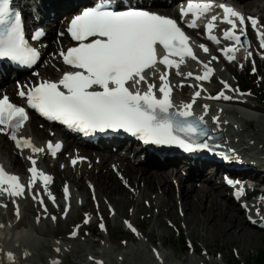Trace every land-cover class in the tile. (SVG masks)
I'll list each match as a JSON object with an SVG mask.
<instances>
[{
	"label": "snow or ice",
	"instance_id": "1",
	"mask_svg": "<svg viewBox=\"0 0 264 264\" xmlns=\"http://www.w3.org/2000/svg\"><path fill=\"white\" fill-rule=\"evenodd\" d=\"M213 7L212 3H192L189 0L186 7L180 10L181 21L191 14L193 19L185 27L195 29L197 21ZM219 8L223 11L221 22L230 26L229 30L223 32V40L234 45L220 50L229 62L234 61L237 48L247 46L245 42L249 25L257 31L259 46L264 49V32L257 28L259 23L257 18H245L240 12L223 3L219 4ZM217 20V16H212L211 22L205 26V32L209 41L220 44V39L212 34ZM65 34L76 42V46L68 47L66 51L61 48L59 52L51 55L53 58H62L63 64L74 71L64 72L58 81L44 80L33 86H20L18 96L26 101L27 108L35 110L49 121L58 122L84 135L123 131L146 145L174 146L188 154L199 151L214 153L223 147L222 144L210 143L213 139L212 133L221 125L218 116L212 117L211 123L216 129H208V121L205 119L209 111L208 105L202 106L203 115L195 117L200 124L205 125L202 129L196 123L189 122L190 118L194 117V101L179 106L173 102V88L169 83L171 70L175 69L176 75L184 77V73L179 69L186 58H189L201 66L202 74L194 75L188 72L185 78H193L197 82H210L215 72L211 66L212 62L219 60V57L213 55L208 62L201 61L190 45V37L175 19L140 7H125L122 3L113 5L112 0H100L94 6L85 8L75 15L66 31L58 32L57 35L62 37ZM43 36V30L38 29L33 32L30 40L32 43H38L42 41ZM199 48L203 53L210 54L209 48L205 45L200 44ZM40 57L39 48L31 46L29 39L25 37L21 14L13 9L11 0H0V61H7L18 67L32 68L39 62ZM158 65H162L165 71L161 72ZM157 72L159 86L150 82V77H154ZM220 83L224 91L208 98L232 101L235 97L228 95V92L243 95L226 81ZM142 85L146 86L143 92ZM191 86L199 87L200 90L194 95L195 98H200L202 87ZM173 109L175 111H170ZM28 119L29 115L24 106L13 104L7 95L0 98V134L7 135L22 158H26L30 163L27 170L30 174L27 187L20 182L17 175L8 174L0 166V196L11 201L15 215L19 218L17 198H25L31 193L33 201L42 207L44 218H48L43 195L34 189L42 186L43 192L48 195L54 206L59 205L49 191L53 177L37 167L36 156L46 151L55 157L62 150V143L48 142L45 149L35 146L28 138L18 136L19 130ZM197 137L202 138V141L197 140ZM25 151L30 152V155L24 157ZM229 151L235 154V150ZM80 159L72 158L71 166L75 167ZM238 183L234 182V186ZM63 194L66 217L71 199L69 186L63 188ZM243 195V190L238 188L235 194L238 202ZM241 206L248 213L253 211L247 203H242ZM0 207L6 208L7 204L0 203ZM109 211L110 214L114 213V209ZM255 211L258 215L259 207H256ZM40 218L38 214L37 223ZM51 219L55 222L57 217L52 216ZM249 220L256 222L252 215H249ZM89 222L86 215L84 223ZM126 224L130 231L138 233L131 222ZM100 227L106 230L103 223ZM78 232L79 229L76 228L70 233V238H76ZM189 247L191 249V244ZM55 251L59 253L62 250L57 247ZM0 255L11 256L12 259H6L7 262L17 264L14 254L0 252ZM53 264L60 262L53 261Z\"/></svg>",
	"mask_w": 264,
	"mask_h": 264
},
{
	"label": "bare ground",
	"instance_id": "2",
	"mask_svg": "<svg viewBox=\"0 0 264 264\" xmlns=\"http://www.w3.org/2000/svg\"><path fill=\"white\" fill-rule=\"evenodd\" d=\"M91 0H11V2L16 5H19L22 15L26 19V23L37 25L38 23L46 24L47 26L52 28L54 23H57V19L60 17H67L66 13H70L68 16L72 15L75 9H79L80 7H90V5H83L79 6L80 3L89 2ZM128 3L138 4L143 6L144 9L153 6V4L149 0H126ZM176 0H153V2L160 4L163 3L165 6L171 5ZM245 0H221V2H232L237 7L241 8L243 11L247 12L250 15H257V12L252 14L250 12V7L256 6L257 9L261 8V6L257 5L256 2L262 3V8L264 9V0H256L252 2V4H244ZM182 2V1H181ZM153 7L147 10H154V11H164L168 15L171 16L173 7L171 8H159L155 9ZM52 13V18H50V14ZM33 15L42 16L43 18L40 21H35ZM61 15H64L61 17ZM173 15L176 16L174 12ZM49 18V19H48ZM48 19V20H47ZM198 22V21H197ZM211 22V21H209ZM208 22V23H209ZM261 22V21H260ZM64 23V22H63ZM62 23V26L64 25ZM262 23V22H261ZM206 24H204L205 26ZM229 26V25H226ZM205 28V27H204ZM50 32V30H49ZM194 34V32H191ZM52 31L50 33V36ZM223 38V37H222ZM59 42L58 45H55L56 40ZM203 44L206 46L209 44V40H207V34L204 31L203 34ZM222 41H224L222 39ZM49 42V41H48ZM64 38L57 37L54 38L52 43H49L48 46L41 50V56L47 54L48 52H56L59 51L61 47L64 45ZM227 45V44H225ZM226 47V46H224ZM199 52H203L201 49ZM202 55V60L204 62H208L206 60L205 55ZM49 61L45 63L44 67H42L37 73L31 72L28 75V82L26 85L33 82L50 80V81H58L61 78V75L64 73L63 66L60 63L59 58H53L51 55L48 58ZM264 59V57H263ZM214 68V63L211 65ZM229 70V66L227 67ZM218 77L220 74L215 72ZM5 75L3 78H0V95L3 91L5 94H8L11 98L13 97L12 86L8 84L10 81V77L7 76L6 70L0 71V75ZM195 75V74H194ZM187 73H184V77L181 76L182 79H186ZM223 80L226 81L232 88H237L238 90L244 89L245 85L240 83L231 82L229 77L223 76ZM159 75L157 79L150 78V82H158ZM188 80H192L193 78H187ZM231 79V78H230ZM172 78H169V82H171ZM181 80V79H179ZM195 80V79H194ZM181 85V84H180ZM178 83L175 84L179 89L173 86V91H179L181 93H186L188 90V85H184L181 87ZM159 86V82L157 84ZM247 87V86H246ZM146 89V86L141 87V91ZM202 92L201 94H203ZM174 97V96H173ZM182 104V103H180ZM212 109L215 110V115H222L223 113H228L231 116H234L237 120L231 122V125L228 124L229 120L225 118H221L219 130L222 133V140L221 144H224L225 140L228 139L227 147L228 149L235 150V154L228 151L229 154L227 155L226 160L230 162L229 165L236 163L237 166L235 168V173L241 176H247L252 178H259L264 181V139L257 135L256 131L263 132V129L258 126L256 123L254 128L251 125H248L247 128L242 127L241 123L244 122L243 119L245 118H255L258 116L256 113V108L249 104V102L241 99L235 98L232 101H224L221 100L216 102L215 100L212 103ZM231 108L230 111H226L225 108ZM196 109H200V107H193ZM222 110V111H220ZM216 117V116H215ZM227 123L226 125H224ZM25 130L18 134L20 137L30 139L35 146L42 147L46 149L48 142H51L52 139L49 134H47L46 129L38 130L37 124L35 123V118L30 115L29 119L26 122ZM30 127L33 131L31 137L28 135L26 128ZM48 127L47 125L45 128ZM216 128V126H215ZM250 129L252 132L247 133V130ZM225 131V132H224ZM58 135H62V132L58 130ZM57 135V136H58ZM55 141V138H53ZM74 141L69 142L65 139L63 142V148L65 150L70 151L71 157L67 163L66 171L60 168H52L53 171V182L50 186H52L53 194L56 197H60L61 193L59 188L67 183V186L70 188V196L71 200L70 203H73V190H77L84 195H87V184L86 180L91 184L93 194L96 198V201L99 203L98 211L100 216H102V223L105 227V232L108 233V239L113 243L120 242L121 245H126V240L131 238L134 242L139 244V247H135L136 253L139 251L145 250L146 243H149L150 237L148 235L147 239H138V236L141 234L142 231L146 226L150 223H153V226H165L163 217H166L167 220L170 222H175L178 220V214L182 213V217L184 221L189 219H193L196 221L197 226H201L202 230L208 236H215L221 234L223 236V240L229 239H238V245L244 246L246 244L254 245L256 241H263L264 239L255 233H251L249 229L241 223V217L239 215V210L242 213V217L245 221V224L248 227L254 228L258 231H264V225L261 222L264 220V202L261 199H254L248 205L253 209L251 213H248L243 207L238 205V209L234 206L230 205H223L222 201L224 199L220 198L222 195L219 194V190L215 191V178L219 176L216 174L217 169L213 171V167H209L211 162L208 161H201V166L195 170H190L185 165H182L185 160H175L173 159L170 162L177 163V167L174 169H168L162 171H148L146 168H136L134 166L136 158L133 157L134 160H125L129 154H131V150H125L124 148L119 149L117 153L111 154L108 151L99 152L97 147H92L90 149L83 148L78 144H82V141L75 138ZM53 141V142H54ZM114 144L113 141H110ZM258 142L260 144V149L256 148ZM75 143V144H73ZM75 146L76 150L73 148ZM233 146V147H229ZM85 147H88V144L85 143ZM99 147V146H98ZM100 149L101 146L99 147ZM107 149H109L106 146ZM237 150H240L241 153L239 155L236 154ZM125 152V153H124ZM0 153L4 155V157L10 162V165L15 169L14 175H17L20 178V182L26 186L28 183V168L30 167V163L26 158H22L19 151L15 148L14 143L9 139L7 135L0 134ZM95 154L100 156V160L95 165L93 161L95 160ZM120 154V155H119ZM24 157L30 155V152L25 151L23 154ZM136 157L141 156V153H136ZM148 156L144 157V162L152 163L153 165L157 166L160 164V159H157L152 154H147ZM50 157L49 154L45 151V153L38 154L36 159L38 161L37 167L42 170L39 166V160L43 159L46 162V157ZM95 156V157H94ZM81 158L78 160V163L75 167L71 166L70 160L72 158ZM140 161V159H137ZM163 161H169L164 159ZM238 161V162H237ZM115 166V162H118L117 172L123 176L125 179L124 182L126 185H130L131 189L134 190V196L137 198V204L133 201V208L135 210L132 218L131 224L138 230V233H133L130 231L127 226L124 224L122 225L121 229L124 228L126 233L124 232H117L114 233L113 231H109V225L107 222V207L104 204V200L107 201L109 204H115L114 197L115 196H123L124 201L126 203H132L131 195L127 194V189L125 185L122 184V181L116 180V175H114L110 170H107L106 164L113 163ZM0 163L4 166V163ZM122 163H126L122 165ZM132 163V164H131ZM143 163V162H138ZM116 165V166H117ZM139 164H136V166ZM176 165V164H175ZM224 168V166H221ZM186 170V171H185ZM76 171H80V178L78 179L75 175ZM182 172L183 178L175 179V174L177 172ZM27 172V175L24 174ZM46 174V173H45ZM50 174V173H49ZM222 175V174H221ZM201 186L197 185V182H204ZM187 182V183H185ZM123 185V186H122ZM128 187V186H127ZM261 192L264 189L260 190ZM159 193L162 199L155 203V201L151 198V195L154 193ZM40 193L43 195L44 201H49V198L43 191L40 189ZM133 196V197H134ZM264 196V193L262 194ZM29 199L31 205H34V201L31 198V193L26 195L24 200L17 198L19 209H20V217L18 218L15 215V209L13 204L7 197L0 196V203L7 204V207H0V252L2 253H12L17 258V264H39L40 257L42 254V250L44 247L43 238L44 235L47 233V230L38 225V223L32 221L29 225L28 229L20 230L19 227L22 224V220L25 216V211L31 212L32 207L30 206ZM147 200L148 206L143 207L142 202L139 201ZM101 202L103 204H101ZM24 203H27L26 205ZM29 205V206H28ZM50 205V204H49ZM48 205V211H51V206ZM129 206V205H125ZM256 207H259V214H256ZM4 209H6V213H4ZM146 209V211H145ZM204 209V211H203ZM81 210H87L90 213H93V210L90 208L89 203H86ZM155 210L156 214L153 216L154 219L150 220V211ZM249 215H252L255 218V223L250 222ZM11 218H17L16 221L12 220L8 223V220ZM148 218V220H146ZM94 220V219H92ZM95 221V220H94ZM69 222L65 221V224L68 225ZM93 223H90V225ZM26 228V227H24ZM38 231V232H37ZM153 227L150 229V233H152ZM92 235H98L99 233L96 232L95 229H91ZM194 231H189L188 235L191 236L194 234ZM110 235L113 236V239L110 238ZM49 236L58 237L59 232L57 231H50ZM200 239L203 238L202 236L199 237ZM62 242V241H61ZM55 243L54 246L60 249H63V243ZM153 246V243H150ZM167 244V240L163 239L160 247L165 248ZM81 246V252L84 251L83 245ZM193 251H196V247L193 246ZM104 250L112 249L108 247H101ZM118 248V247H115ZM128 246H125L124 249H128ZM150 249V247H149ZM222 251V247L218 248ZM151 250V249H150ZM35 253V256L33 254ZM108 253V252H107ZM150 253V251H149ZM151 254V253H150ZM26 256V258H25ZM79 257V255H78ZM83 257V255L81 256ZM222 258L224 259V254H222ZM12 259L11 256H3L0 255V264H9L7 260ZM43 259V257H42ZM83 263L85 264H93L94 262L88 257ZM97 261L95 264H98ZM48 264H53L49 262ZM186 264H199L194 257H189L187 259Z\"/></svg>",
	"mask_w": 264,
	"mask_h": 264
},
{
	"label": "rangeland",
	"instance_id": "3",
	"mask_svg": "<svg viewBox=\"0 0 264 264\" xmlns=\"http://www.w3.org/2000/svg\"><path fill=\"white\" fill-rule=\"evenodd\" d=\"M256 0H245L243 1L244 4H252V2H255ZM86 3H80L78 4L79 6H83ZM89 4V2H87ZM233 4V3H232ZM257 5L261 6V8L257 9L256 6L250 7V12L252 14L257 12V15H250L247 12L243 11L241 8L237 7L238 11L247 17H255L257 18L258 22H262L263 26V32H264V9L262 8V3L256 2ZM253 5V4H252ZM140 6V5H137ZM157 6V5H154ZM164 8H171V6H165L162 4ZM143 7V6H141ZM152 7V6H151ZM174 10V9H173ZM172 10V11H173ZM74 11H77L76 9ZM73 11V12H74ZM166 13V12H164ZM69 14V13H66ZM64 15H61V17ZM61 22L60 17L57 19V24ZM60 26V25H59ZM230 27V26H229ZM229 30L227 29H222V32H216V35L222 36L223 37V32ZM249 30V26L247 28ZM52 38V37H51ZM54 38V37H53ZM56 40V39H55ZM54 41V39H53ZM228 41H225V44ZM59 42L56 40L55 45H58ZM255 45L254 39L251 40V47ZM224 46V43H223ZM206 47L209 48L210 54L206 55V59L209 61L211 59V56L215 55L219 57L218 62L213 61L215 65V71L220 74L218 75L214 74L213 78L211 79L210 82H197L196 80H184L178 77H173L171 80V83L175 86L176 83L188 85V91L186 93H182L183 98H184V103L185 102H193L199 101L200 103H206L210 108L213 107L212 103L214 100L208 98L210 96H214L215 94L221 92L223 89V85L220 83V81H224L223 76L229 77V80L231 82H236L237 85L238 83H247V86L251 87V93L243 94V95H238L237 93H232L228 92V95L234 96L235 98H241L252 106H254L257 110L256 113L258 116L255 118L249 117L243 119L244 122L241 123L242 127L247 128L248 125H251L254 128L255 124L257 123L260 128L263 129V132H258L256 131L257 135L264 139V104L260 103L257 97H264L263 96V90H264V63L262 65H257L256 68L250 67L248 71L243 72L239 67H234V63H228V65L222 64L221 58L222 52L220 51L222 49V46L220 44L213 43L209 41V44L206 45ZM52 52H48L47 54H44L43 57L41 58L39 64L36 66L35 69L39 71L42 67H44L45 63L49 61L48 58L51 57ZM204 54V53H203ZM229 66V70H227ZM258 71V77L254 75V71ZM183 70H186V72L189 71H195V69L192 66H185ZM195 75H200V73H195ZM231 78V79H230ZM181 79V80H179ZM17 79H11L9 84L13 85L14 81ZM158 84V83H156ZM191 85H200L202 87L203 91L205 94L203 98H195V92L197 90H200L199 87H193ZM177 89H179L177 87ZM236 89V88H233ZM213 91L215 92L214 94H210V92ZM224 91V90H223ZM174 92V97L178 99L179 94L181 92L179 91H173ZM201 92V93H202ZM210 94V95H209ZM215 111V110H214ZM228 118L236 121L237 119L234 116H228ZM227 118V119H228ZM37 129L42 130V125L37 124ZM28 133V135L31 137L33 134V131L30 127L26 128L25 133ZM247 133H252L250 129L247 130ZM49 134V132L47 133ZM50 135V134H49ZM51 137V135H50ZM32 138V137H31ZM258 149H260V144L256 142ZM74 149L76 147H73ZM90 149L91 147H86ZM76 150V149H75ZM125 151V149H124ZM99 152H103L102 149H99ZM113 153V152H112ZM97 155V156H96ZM120 155V154H119ZM135 155V154H134ZM96 156V157H95ZM95 160L93 163L96 165L98 161L100 160V156L98 154H95ZM71 157L70 151L68 150H63L62 153L58 156L56 160H51L46 157V162L43 161V159L39 160V166L42 168L43 172L46 174H49L51 177H53V171L51 170L52 168H60L62 170L66 171L67 168V163L69 161V158ZM133 155L131 153L128 155L127 158H124L125 160H134ZM0 159L1 162L4 163L5 170L8 174H14L15 170L11 165L10 162L4 157L2 153H0ZM113 163H108L106 164L107 170L113 172L112 166ZM118 164V162H115V167ZM126 163H122V165H125ZM132 164V163H131ZM136 164H139L136 166ZM63 165V167H61ZM118 166V165H117ZM134 166L138 169L140 168H146L148 171H162L168 170V169H174L177 167V165H151L150 163H135ZM163 168V169H161ZM115 174V173H114ZM175 174V179H181L183 178L182 172H177ZM216 174H219L215 178V184L213 187H215V191L219 190V194L222 196L220 197L221 199L223 198L224 201H222L223 205H230L234 206L236 209L239 210L238 205L241 206L242 203H250L254 199H260V196H251L247 200H241L240 202L238 201H233L229 197V193L223 191V186L221 182V177H220V172H217ZM25 176L27 175V172L24 174ZM76 177L79 179L80 178V171L75 172ZM119 179H121V175L118 172ZM116 178V180H119ZM124 178L122 180V184L125 185V188L127 189V194L131 195L132 203H126L124 201L123 196H115L114 197V202L115 204H109L107 201L104 200V204L107 207V222L109 225V231H113L114 233L117 232H124L126 231L121 229L123 225V221L126 220L127 222L131 221V218L135 212L133 208V201L135 204H137V198L134 196V190L127 187ZM255 180L261 181V188L263 189L264 187V181L261 179L257 178ZM120 181V180H119ZM204 182H197L198 186H201ZM187 183V182H185ZM87 184V195L82 194L81 192L77 190H73V198L74 201L73 203H70L69 206V211L65 217L64 214V209L66 207V202L63 194V188L67 185V183H64L63 186L59 188L60 190V197H56V203L59 205L54 206V204L49 201H45V204L51 206L52 210L48 211L47 217L44 218V212L42 207L38 203H34V205H31L30 199L29 203L30 206L32 207V211L28 212L25 211V216L22 220V224L19 227L20 230L28 229L29 225L31 224L32 221L37 223V215H40V220L38 225H41L47 230V233L44 235L45 238H43L44 242V247L42 250V254L40 257V262L39 264H48L49 262L53 263V261H59L60 264H85L83 263L86 260V257H88L94 262L95 264L97 261L101 262L102 264H186L187 259L189 257H194L197 260V263L199 264H236L237 262L239 263H245L246 260L251 257V255H254L258 253L259 251H264V240L263 241H256L254 245H249L246 244L244 246H239L238 245V239H233L232 241L229 239L223 240V236L221 234L215 235V236H208L205 234V232L202 230L201 226L196 225V221L193 219H189L187 221H184L182 217V213L178 214V220L175 222H170L167 220L166 217H163L165 226H160L157 227L156 225L153 226V223H150L148 226H146L142 231H140V235L138 236V239H147L148 235L150 237V242L146 243V249L141 250L138 253L135 251V247H139V244L137 242H134L131 240V238L126 240V245H121L120 242L118 243H113L108 239V233L105 232V230H102L100 227V224L102 223L103 220H101L100 213L98 211L99 203L96 201V198L93 194L92 191V186L91 184L86 180ZM122 185V186H123ZM52 186H49V191L53 194V190L51 189ZM35 191L40 192V188H36ZM54 195V194H53ZM134 196V197H133ZM49 198V197H48ZM151 198L155 201V203H158L162 197L159 195V193H154L151 195ZM71 200V199H70ZM261 200L264 202V198H261ZM142 202L143 207L148 206V201L143 200L139 201V203ZM86 203H89L90 208L93 210V213H90L87 210H81V208L86 205ZM25 205L27 203H24ZM101 204H103L101 202ZM129 205V206H125ZM242 207V206H241ZM109 209H114V213L110 214ZM146 211V209H145ZM204 211V209H203ZM6 209H4V213H6ZM150 220L154 219L153 216L156 214L155 210L150 211ZM88 215L90 217V222L87 224H84V216ZM239 215L241 217V223L246 226L251 233H255L262 237L264 239V231H258L254 228L248 227L245 224V221L242 217V213L239 210ZM56 216L57 220L55 222L52 221L51 217ZM94 219V220H92ZM16 221L17 218H11L8 220V223L10 221ZM148 220V218H146ZM65 221L69 222L68 225L65 224ZM90 223H93L90 225ZM26 227V228H24ZM153 227L152 233H150V229ZM76 228L79 229L78 236L76 238H68L70 236V233H72ZM91 229H95L97 233L100 234L98 235H92ZM50 231H57L59 232L58 237L54 236H49ZM189 231H194L195 233L192 234L191 236L188 235ZM38 232V231H37ZM203 238L200 239L199 237ZM110 238L113 239V236L110 235ZM163 239L167 240V244L165 245V248H161L160 244ZM181 239H183L185 245L189 247V244H193L197 249L194 252L192 250V247L190 250H184L185 248L181 244ZM62 241V242H61ZM53 242H60L63 243V249L62 251L57 253L55 251L56 247L54 246L55 243ZM153 243V246L150 244ZM83 245L84 251L81 252V246ZM125 246H128V249H124ZM101 247H108L112 249H107L104 250ZM118 247V248H115ZM150 247V249H149ZM222 247V251H220L218 248ZM150 251V253H149ZM108 252V253H107ZM162 255L163 259H160L158 255ZM222 254H224V259L222 258ZM79 255V257H78ZM83 255V257H81ZM35 256V253L33 254ZM43 257V259H42Z\"/></svg>",
	"mask_w": 264,
	"mask_h": 264
},
{
	"label": "trees",
	"instance_id": "4",
	"mask_svg": "<svg viewBox=\"0 0 264 264\" xmlns=\"http://www.w3.org/2000/svg\"><path fill=\"white\" fill-rule=\"evenodd\" d=\"M246 82L245 83H242V85H245L244 86L245 89H247V90L250 89L251 90V87L247 86V83ZM263 96H264V90H263ZM259 102L262 103V104H264V97H261V99H259ZM181 244L185 247L184 249L186 250V246H185V243H184L183 239H181ZM236 264H264V251H259L258 253L254 254V255H251V257H249L246 260L245 263H239V262H237Z\"/></svg>",
	"mask_w": 264,
	"mask_h": 264
}]
</instances>
